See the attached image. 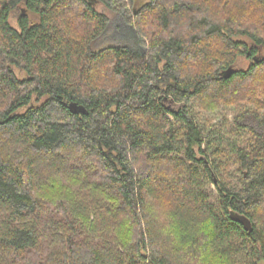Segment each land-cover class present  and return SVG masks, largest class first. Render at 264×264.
I'll list each match as a JSON object with an SVG mask.
<instances>
[{
  "label": "trees",
  "instance_id": "obj_1",
  "mask_svg": "<svg viewBox=\"0 0 264 264\" xmlns=\"http://www.w3.org/2000/svg\"><path fill=\"white\" fill-rule=\"evenodd\" d=\"M136 3L0 0V264H264V0Z\"/></svg>",
  "mask_w": 264,
  "mask_h": 264
},
{
  "label": "rangeland",
  "instance_id": "obj_2",
  "mask_svg": "<svg viewBox=\"0 0 264 264\" xmlns=\"http://www.w3.org/2000/svg\"><path fill=\"white\" fill-rule=\"evenodd\" d=\"M146 2H148V0H137V3L135 5H136V7H139V6L144 5ZM95 7H96V10L98 12L106 14L110 19V26H109L108 30L94 44V47L96 49H100V48H103L106 46H113V45H119L120 44V45H126V46L132 48L133 50H139L138 39H137V36L135 33V29L133 27L127 25L126 22L123 20V18L119 14H117L113 11H110L105 6H103L102 4L96 3ZM250 9H252V7H250ZM235 12L236 11L234 10L233 13H235ZM260 16L261 15L257 12L249 13L244 18L245 23L249 22L250 24L257 25L259 27V25H258L259 21L262 24L264 23L263 21H261ZM242 40L246 41L249 45L253 44L252 41H250L247 38H242ZM144 50L145 49L141 47V51H144ZM259 52L260 53L258 54V57L264 58V47L261 48ZM250 65H251V62L249 60H247L243 57H240L238 59V61L236 62L235 66L233 67V69L246 70L247 68L250 67ZM261 74H264V68L262 69ZM19 76L21 78L25 77L24 74H20ZM255 82H254L255 85L256 84L261 85L260 81H258V82L255 81ZM198 111L199 110H196L195 112H197L199 114ZM239 112H241V111L231 109V108L228 109L226 107L221 106L217 110H215V112L213 111L212 114H204L203 113L201 115V119L203 121L207 122L208 125H209L210 121H212L213 124H221L224 122L225 119H227L229 121V124H233V122H235V118L237 116L241 115V113H239ZM243 123L252 127L257 134L264 135V127H261V125L259 124V122L255 118L249 117ZM246 133H247L246 131L243 132L244 135ZM47 176L49 177V175H47ZM212 189H214V187H212ZM153 214L155 215V213H153ZM233 261H234L233 264H242L241 259H235Z\"/></svg>",
  "mask_w": 264,
  "mask_h": 264
},
{
  "label": "water",
  "instance_id": "obj_3",
  "mask_svg": "<svg viewBox=\"0 0 264 264\" xmlns=\"http://www.w3.org/2000/svg\"><path fill=\"white\" fill-rule=\"evenodd\" d=\"M231 218L235 222L240 223L249 233L253 231V223L246 216L232 213Z\"/></svg>",
  "mask_w": 264,
  "mask_h": 264
},
{
  "label": "flooded vegetation",
  "instance_id": "obj_4",
  "mask_svg": "<svg viewBox=\"0 0 264 264\" xmlns=\"http://www.w3.org/2000/svg\"><path fill=\"white\" fill-rule=\"evenodd\" d=\"M259 48L261 49V48H263V47H259ZM260 49H259V51H260ZM259 53H260V52H259Z\"/></svg>",
  "mask_w": 264,
  "mask_h": 264
}]
</instances>
